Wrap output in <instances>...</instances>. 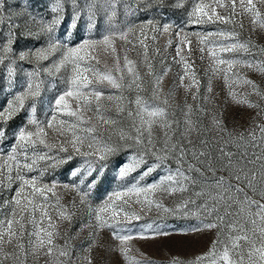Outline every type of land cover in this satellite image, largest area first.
Here are the masks:
<instances>
[{
  "label": "snow or ice",
  "instance_id": "1",
  "mask_svg": "<svg viewBox=\"0 0 264 264\" xmlns=\"http://www.w3.org/2000/svg\"><path fill=\"white\" fill-rule=\"evenodd\" d=\"M258 2L264 4V0ZM215 3L225 10L224 14L204 0H196L184 26L233 25L192 35L198 37L201 59L205 51L210 58L211 74L223 73L229 95L237 103L259 108L247 94L241 98L233 84L249 85L252 93L264 99V91L238 71L246 67L264 73V48L250 39H241L236 31L233 18L238 15L237 0ZM239 5L253 16L254 24L262 15L253 0H239ZM182 6L179 2L172 5ZM167 7L166 0H0V94L5 97L0 106V192L18 185L11 199L0 204V210L5 206L10 209L0 222V264L7 260L26 264V225H30L28 248L35 252L47 245L46 254L52 255L56 247L54 233L42 226L45 220L52 226L49 209H57L61 217L69 220L74 212L60 210L59 197H55V204L50 203L49 193L55 196L60 182L46 184L42 176L49 168L74 161L77 162L68 173L71 183L60 186L74 190L89 209V216L96 223L90 221L86 226L112 230L113 237L120 241V251L131 264L155 262L133 257L130 241L171 235L165 230L163 217L140 225L136 231L133 222L145 219L153 206L171 216L200 217L198 225L181 230L184 234L218 229L217 240L207 253L190 261L173 257L170 264H264V124L234 133L214 116L213 129H206L199 119L204 107L194 110L188 104L180 109L183 119L176 116L171 106L172 94L162 92V81L170 69H156V56H160L161 65L165 61L156 44L157 34L175 31L180 37L176 50L183 62L180 81L183 84L191 74L192 82L185 87H197L193 99L199 94V80L194 61L182 54L184 45H188L191 55L189 34L168 18ZM148 13L152 15L134 21L140 14ZM157 14L164 21L162 24L155 18ZM260 24L264 27V19ZM239 27L243 28L242 23ZM77 30L82 34L79 40H73ZM117 40L124 45L121 54L115 47ZM21 41L32 44L17 48ZM129 51H136L140 60L130 59ZM109 53L113 65H101L99 55ZM18 72L25 77L19 86ZM58 76L66 87L48 101L45 118L41 119L37 113L38 106L44 103L45 77L54 81ZM52 87L55 88L54 82ZM211 90L210 79L208 93ZM125 92H134L135 98L128 99ZM203 99L206 101L207 97ZM71 100L76 102L75 107ZM105 101L112 102L118 117L126 115L127 129L108 114ZM93 110L102 125L99 129L85 116ZM21 116L23 123L11 133L8 143L10 122ZM154 126L162 130V137L153 134ZM48 130L59 138L50 140ZM121 156L125 158L120 159ZM41 161L45 162L43 168L39 167ZM110 166L115 171L111 177ZM157 169H164L165 174L152 183H142ZM138 171L139 175L133 176ZM31 172L39 174L29 177L27 173ZM112 181L119 186L92 208V193ZM158 191L187 195L175 207L168 208L153 199ZM133 204L140 205L141 210L136 211ZM5 244L13 245V251L5 252ZM55 264H71L67 247L58 249Z\"/></svg>",
  "mask_w": 264,
  "mask_h": 264
},
{
  "label": "rangeland",
  "instance_id": "2",
  "mask_svg": "<svg viewBox=\"0 0 264 264\" xmlns=\"http://www.w3.org/2000/svg\"><path fill=\"white\" fill-rule=\"evenodd\" d=\"M182 3V7H172L175 3ZM196 0H166L168 5L167 7V16L170 20L175 21L177 24H180L184 27V32L188 33V39L192 41L191 43V55L189 57L187 48L188 45H184V52L182 53L185 57L194 61V69L196 72V77L199 80V94L197 99H193V95L197 93V87H192L188 89L185 87L192 82V76H189L183 81V84L180 81V76L183 74V62L180 61V58L177 56V46L180 40V37L176 36L175 31L169 33H163L162 35L157 34L158 39L156 44L160 47L161 53L165 58L164 64L159 63L160 56H156V69L161 71L162 68L170 69L167 75L162 81V92L167 95L171 93V106L172 110L175 111L176 116L179 119H183L180 109L185 106V104L191 105L195 110L198 106H203L205 111L202 116H199L200 122L203 127L206 129H213V117L218 116L227 129L234 133L246 132V130L255 127L256 124H264V112L261 111L264 108V99L260 96L252 93L251 87L244 84H233L234 90L240 94L242 98L244 95H248V99L254 103L259 104L261 107H249L246 104L237 103L229 95V86L228 82L225 81L223 73L213 76L210 70V58L205 51L203 54V59H201V53L198 51L200 45L197 43L198 37L192 35L193 33H207L213 32L218 29H228L233 25H224V24H191L184 26V21L187 19L188 12L193 7ZM226 3L229 0H225ZM246 2V0H245ZM257 4L258 10L261 12V17L256 18L257 22L253 23V16L250 13L244 12L240 5L239 0H237L236 15L233 19L235 20V29L240 33L241 39H250L253 44L258 47L264 48V27L261 26L260 20L264 19V4H260L258 0H253ZM204 3L210 7H215L217 12L221 14L225 13V10L220 9L216 6L215 0H204ZM148 14H140L134 18V21H142L146 18ZM156 19L159 20V15L157 14ZM162 24L164 21L159 20ZM242 23L243 28L241 29L239 25ZM81 31L73 35V40H79L81 36ZM3 33H0V38H2ZM213 39H217L213 37ZM171 40V44H169ZM32 41H21L17 45V48H23L25 46L31 45ZM115 47L118 54L122 53L124 45L117 40ZM166 49V50H165ZM151 55V52H150ZM128 56L134 61H139L140 57L137 55L136 51H129ZM175 57V59H173ZM99 60L101 65L107 64L111 67L114 63L113 57L111 54H100ZM248 59L247 56L243 57ZM46 64L49 62H45ZM143 71V69L141 70ZM238 71L247 79L254 81L259 89L264 91V73L246 68L240 67ZM3 67L0 66V87L3 86ZM25 77L23 72L17 73V83L18 86L23 83ZM211 79V93H208L207 88L209 85V80ZM55 83V88L53 89L52 85ZM66 87L63 80L58 77L53 81L51 78L45 77L44 91L42 94V99L44 101L43 105L38 106V116L41 119L45 118V109L47 108L48 101L52 100L57 92L61 91ZM147 95V94H145ZM125 96L128 99H134V92H125ZM207 97L205 101L203 98ZM5 102V97L3 94H0V106H3ZM70 103L73 107L76 106V102L71 100ZM104 106L108 109L109 115L114 119L119 121V126L127 129L129 125V120L124 115L122 118L118 117L115 112V108L112 102L105 101ZM50 115V113H49ZM86 118H91V123L96 124L97 128H101L102 125L98 122L97 115L95 111H88L85 113ZM23 123V117H19L14 121L10 122L8 128L9 132V141L11 143V133L17 128L18 125ZM49 139L59 138L56 133L52 130H48ZM108 133L105 132V135ZM153 134L156 137H162L163 132L158 126H154ZM214 134V133H211ZM195 139V135L193 136ZM6 150V148H5ZM126 155V154H125ZM125 158L121 156L120 159ZM77 161L70 162L68 164L60 165L55 169L49 168L44 172L42 176L43 183H51L53 180L63 183H71L68 177L70 169L75 165ZM115 163V161L113 162ZM169 163H172L169 161ZM45 162L41 161L39 167L43 168ZM172 167L175 168V164L172 163ZM140 169L139 171H142ZM139 171L133 173V176L139 175ZM38 172L27 173V175L35 176L38 175ZM115 174L114 167L109 168L108 175L109 177ZM165 174L164 169H157L150 176L146 177L142 183H152L157 181L160 176ZM58 184L55 191V196L49 193L50 203L55 204V197H59V209L65 211L66 213L74 212L71 219H66L59 215V212L55 208H50L49 212L52 217L51 227H49V222L44 221L42 225L45 228V231H52L53 236V245L56 247L53 249L51 256L47 255V245L44 248L37 249L35 252H32L27 245V230L30 229V225H26L25 232V251L26 264H55V261L58 256V249L67 247L70 253L71 264H88V260H91V264H131V262L125 257V255L120 251V241L116 240L113 237L112 230L109 228H103L96 230L94 227L86 226L89 225V222L94 225L96 223L95 219L89 216V209L81 203V199L78 194L69 189H65ZM18 185H13L10 190H5L0 192V204L5 200H10L13 192L16 190ZM119 185L115 182H106L104 185L100 186L95 190L91 197L89 198V204L92 208H96L104 199V197ZM187 193H175L169 195L165 192H156L153 199H158L164 206L168 208L175 207L180 200L186 196ZM199 202V201H198ZM132 207L136 211H140V205L133 204ZM9 207L5 206L0 210V222L3 221V218L9 212ZM163 217V223L166 224V231L171 232L170 236L167 237H157L155 239H139L135 238L130 241L131 246V255L136 259H149L154 261L155 264H170V261L173 257H178L184 261H190L195 257L207 253L212 247L213 241L217 240L218 229H205L200 232H189L184 234L181 230L189 228L191 226L198 225L200 223V217L197 216H171L163 213L162 211L158 212L153 206V210L147 214L145 219L140 220L139 222H133L136 224V231H139V226L146 224L152 220H158ZM207 222V221H205ZM16 225H14V228ZM35 239V238H34ZM241 244L244 242L241 241ZM5 252H12L13 245L5 244L3 246ZM61 260L65 259L60 257ZM5 264H14L12 260L5 261Z\"/></svg>",
  "mask_w": 264,
  "mask_h": 264
}]
</instances>
